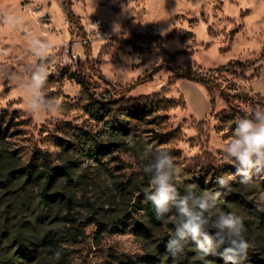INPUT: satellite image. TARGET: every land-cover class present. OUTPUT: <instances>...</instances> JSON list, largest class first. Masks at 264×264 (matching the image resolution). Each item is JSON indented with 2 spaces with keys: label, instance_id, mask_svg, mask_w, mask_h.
<instances>
[{
  "label": "rangeland",
  "instance_id": "1",
  "mask_svg": "<svg viewBox=\"0 0 264 264\" xmlns=\"http://www.w3.org/2000/svg\"><path fill=\"white\" fill-rule=\"evenodd\" d=\"M246 1L73 0L85 39L82 29L69 22L61 0H0V113H8L5 120L13 118L11 127H4L0 151H14L24 162L37 145L50 150L59 163L66 155L55 135L64 122L99 127L84 110L86 96L73 77L78 72L92 81V91L99 98L117 95L95 75V69L122 86L153 72L151 80L126 96H149L165 87L164 97L174 102L173 107L159 110L157 118L137 121L140 143L131 140L134 149L124 147L125 151H116L101 163L78 159V187L71 207L61 199L62 181L54 192L60 200L52 206L40 201L39 180L28 185L23 181L0 185V264H7L2 260L14 255L19 259L17 264H126L129 258L138 264H180L161 254V245L173 230L171 218L154 225L143 209L147 202L143 192L149 182L142 167L152 155H145V146L151 145L153 154L157 148L172 154L181 169L180 185L186 174L206 165L209 157L234 166L224 159L222 145L231 137L239 116L223 112L228 111V103L220 91L215 90L216 102L211 107L203 85L188 80L167 83L174 69L206 72L231 60L251 62L246 75L253 74L264 59V51H260L264 46V14L257 7L253 11ZM6 16L18 22L9 24L3 19ZM30 37L49 45L44 61L49 76L39 95L41 105L46 97L53 106L39 113L30 111L27 104V85L39 62L32 53ZM85 41L90 43V59ZM179 51L183 53L173 61L172 54ZM78 59H82L81 64ZM182 81L199 86L193 88ZM221 82L226 90L235 86L238 92L257 100L248 80L226 74ZM233 106L247 115L258 106L264 107L244 97L236 98ZM22 119L32 123L23 124ZM157 131L169 133L168 140L156 142L153 137ZM259 175L264 180V173ZM233 181L238 182L239 177ZM263 184L261 179L259 183L252 178L247 186L237 188L235 200L218 201L220 211L235 212L243 219L252 253L246 259L249 264H264ZM34 243L38 244L36 257L23 258L24 249ZM192 247L185 246L183 255L196 257ZM149 254L154 259L148 258Z\"/></svg>",
  "mask_w": 264,
  "mask_h": 264
},
{
  "label": "trees",
  "instance_id": "2",
  "mask_svg": "<svg viewBox=\"0 0 264 264\" xmlns=\"http://www.w3.org/2000/svg\"><path fill=\"white\" fill-rule=\"evenodd\" d=\"M63 11L66 14L69 22L73 26H77L82 29V35L86 39V33L82 26L79 16L73 10V0H61ZM90 43L85 41V49L87 59H90ZM264 51V46L263 50ZM183 53L182 51L172 54L171 59H176L177 55ZM82 59H78V63L81 64ZM251 62H241L239 60H231L226 65L219 66L209 71L203 72L200 69H185L172 70L174 75L169 79L168 85L179 80H188L203 85L209 95L211 107H214L216 98L215 90H219L222 97L228 103V111L233 112L234 115H238L239 119L243 118L247 114L245 112H237L233 106V101L236 98L244 97L246 100H250L255 103L258 102L264 105V96L257 94V100L252 99L247 93L238 92L235 86H230V90L223 88L221 78L226 74L233 75L234 78L252 81L260 74L262 66L254 69L251 76L246 75L247 68L251 65ZM237 66L240 67L238 72ZM94 69V66H90ZM171 69V68H169ZM153 72L144 74L137 80L129 83L127 86L115 85L110 79H108L99 69H95V75L106 85H110L116 91L117 96L111 98L97 97L92 91V81L84 75L82 72H78L75 77L77 82L81 85L83 93L86 96V102L84 110L88 114L89 118L98 123L97 127H79L70 122H64L61 125V130H58L55 135L56 143L66 155L63 156L62 161L57 163L53 158V154L50 150L35 145L30 153L29 157L22 162L21 158L16 155V152L10 150L0 151V185L7 187L14 182H24L25 185L33 184L37 180L40 181V201L46 206H52L55 202L59 201L55 192V187L59 181L64 182L63 192L61 199L65 205L71 207L76 198L77 180L75 178L76 170L79 167L78 159L80 157L90 158L95 162H102L104 157H111L116 151H125L134 149L135 145H131L130 141L133 140L135 144L140 143L138 135L137 121L144 120L148 117L157 118L159 115L156 113L161 109H168L174 106L172 100H168L164 97L163 91L165 87L152 95L141 97H127L126 93L132 90L137 85L146 83L153 78ZM48 81V79H47ZM232 90H235V94H232ZM119 95V96H118ZM7 112L0 113V138L5 134L4 127H11L12 120H5ZM21 123H32V120H20ZM7 128V129H8ZM156 142L164 143L169 138V133L157 131L153 137ZM131 145V146H130ZM147 147V146H145ZM117 158V156H114ZM206 165L186 174L182 185L178 184V191L183 194L184 190L188 186H195L197 191H218L221 193L220 200H235L238 196L235 194L237 188L241 185L240 182L230 181L227 188H220L216 183L217 177L226 176L225 172L235 173V166L232 164H219L212 157L208 158ZM253 178L264 183L262 176L259 174H253ZM147 176V175H146ZM148 178V177H147ZM149 182V178L148 181ZM264 185V184H263ZM124 189L126 187L124 186ZM141 191V190H139ZM133 193V192H132ZM144 193V192H143ZM144 206L145 215L148 217V221L154 225L161 224L162 220L157 219L154 208L150 202H146ZM143 224V223H142ZM141 224L142 227H144ZM139 226V225H138ZM145 232H149L146 228ZM162 243V255H170L171 259L177 260L180 264H224L223 260L217 256L203 257L198 254L196 257L184 256L182 252L173 255L169 252L165 245ZM37 243L29 245L24 249V257H30L34 259L37 252ZM195 249V245L189 242L185 246H191ZM252 256V253L248 250L247 258ZM154 259V255L147 256ZM246 258V259H247ZM157 259V258H155ZM160 259V258H158ZM246 259L242 261V264L246 263ZM252 259V258H251ZM18 257L7 256L3 263L17 264ZM57 264H63L62 262ZM126 264H138L134 259L129 258Z\"/></svg>",
  "mask_w": 264,
  "mask_h": 264
},
{
  "label": "clouds",
  "instance_id": "3",
  "mask_svg": "<svg viewBox=\"0 0 264 264\" xmlns=\"http://www.w3.org/2000/svg\"><path fill=\"white\" fill-rule=\"evenodd\" d=\"M9 24L18 21L6 16ZM32 53L38 64L30 76L27 90L30 96L28 108L34 113L49 111L53 101L43 97L49 71L45 64V52L49 45L39 38L30 37ZM145 155H151L142 172L149 178L143 195L154 208L157 219L167 221L171 218L173 230L169 233L166 249L173 255L183 251L186 244L195 245L203 257L219 256L224 264H242L247 258L250 244L245 238V225L235 212L218 209L221 193L218 191H197L188 186L184 193L178 191L181 169L176 165L172 154L164 148H157L153 154L151 145L145 148ZM224 159L234 162L235 173L217 177L220 188H227L230 181L239 177V182L247 186L253 174L264 173V107L254 108L249 115L236 120L231 137L222 145ZM59 256V253H57Z\"/></svg>",
  "mask_w": 264,
  "mask_h": 264
},
{
  "label": "crops",
  "instance_id": "4",
  "mask_svg": "<svg viewBox=\"0 0 264 264\" xmlns=\"http://www.w3.org/2000/svg\"><path fill=\"white\" fill-rule=\"evenodd\" d=\"M246 3L250 5V7L251 6L253 7V11L256 10L257 7L264 14V0H247ZM260 48H261L260 51L263 50V47ZM261 66L262 68L259 76L252 81H248L247 85L249 86V89H251V91L264 96V59L261 61ZM184 83L190 84L192 85V87L194 86L193 88H197L199 86L194 83H188V82H184ZM200 117H203V115Z\"/></svg>",
  "mask_w": 264,
  "mask_h": 264
},
{
  "label": "bare ground",
  "instance_id": "5",
  "mask_svg": "<svg viewBox=\"0 0 264 264\" xmlns=\"http://www.w3.org/2000/svg\"><path fill=\"white\" fill-rule=\"evenodd\" d=\"M189 83V82H188Z\"/></svg>",
  "mask_w": 264,
  "mask_h": 264
}]
</instances>
